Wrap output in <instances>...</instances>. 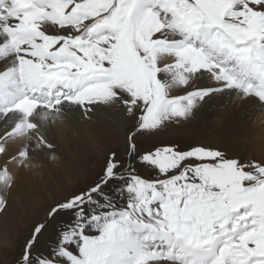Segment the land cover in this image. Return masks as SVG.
<instances>
[{
  "label": "snow or ice",
  "instance_id": "6c2138e0",
  "mask_svg": "<svg viewBox=\"0 0 264 264\" xmlns=\"http://www.w3.org/2000/svg\"><path fill=\"white\" fill-rule=\"evenodd\" d=\"M226 93L264 109V0H0V214L51 124L131 121L119 155L7 241L13 264H264V158L138 146Z\"/></svg>",
  "mask_w": 264,
  "mask_h": 264
},
{
  "label": "bare ground",
  "instance_id": "6f19581e",
  "mask_svg": "<svg viewBox=\"0 0 264 264\" xmlns=\"http://www.w3.org/2000/svg\"><path fill=\"white\" fill-rule=\"evenodd\" d=\"M196 115L199 119L205 120V123L215 126L212 132L217 138H225L234 144L246 139L245 143L248 145L245 147H254L257 156L260 159L264 158V109L258 105H246L236 99L235 93H226L210 101ZM128 122L131 123L130 119L125 121L124 113L119 106H114L110 109V114L97 112L89 119L81 118L78 113H74L67 120H58L49 126L47 136L49 142L54 144L55 151L60 149V152L67 156L68 159L63 158V161L75 166L73 169L75 175L76 171L80 172L83 164L101 156L104 148L119 146L125 136L124 131L128 128ZM200 126H197L198 130ZM48 155L46 151L40 152L34 157V162L41 161L48 165L50 163ZM36 174V169L31 172H18L12 193L15 187H21L22 184L35 180ZM43 191V194L34 195L33 203H30L31 207L41 204L43 196L48 197V189ZM0 237H2L0 245L9 248L7 241L10 239L3 230L0 232Z\"/></svg>",
  "mask_w": 264,
  "mask_h": 264
},
{
  "label": "rangeland",
  "instance_id": "374dc122",
  "mask_svg": "<svg viewBox=\"0 0 264 264\" xmlns=\"http://www.w3.org/2000/svg\"><path fill=\"white\" fill-rule=\"evenodd\" d=\"M124 119L127 121L130 118L124 114ZM129 125L130 122H128L127 126L129 127ZM198 125H201V128H199L200 130L197 128ZM196 128L198 131L195 130ZM214 128V125L205 123V120L199 119L196 115L194 118L187 121H173L168 123L160 131H154L151 134H145L142 137H139L140 143L138 146L143 150L159 144L176 143L185 145L199 143L214 147L216 146L230 156L239 157L241 159H260L257 156L254 147H245L248 145L245 143L246 139L239 140L240 142L234 144L232 141L225 138H217V135L212 132ZM127 130L128 128H126L124 132L126 133ZM123 147L124 138L119 146H114L112 148L108 146L107 148H104L101 156L96 157L95 160H92L91 162L83 164L80 172L76 171V174L74 175L73 169L75 166L64 162L63 158L68 159L67 156L62 154L60 149L55 151L56 148L53 146V153H49V155H55L56 159H48V162H50L48 165L43 164L41 161H36V164H38L39 167L36 169L37 174L35 175V180L30 181L29 183H24L21 187H15L14 192H11L9 195L8 209L3 214H0V232L3 230L12 242L20 241V244L16 247H22L23 240L27 235L31 223L42 218L48 203L54 197L59 198L72 187L69 183L70 180L81 183L88 181L92 178L94 172L99 170L100 164L103 163V157L109 150H116L119 155L122 152ZM140 172L141 174H146L143 169H140ZM50 174H52V177H50ZM46 188L48 189L49 195L48 197H42L44 203L42 200V205L39 203L40 206L36 204L37 207H31L30 203H33L34 195H39V193L43 194V190ZM0 247L2 246L0 245ZM16 255L17 253L13 251L12 247L5 248V246H3L2 249H0V264H13Z\"/></svg>",
  "mask_w": 264,
  "mask_h": 264
}]
</instances>
